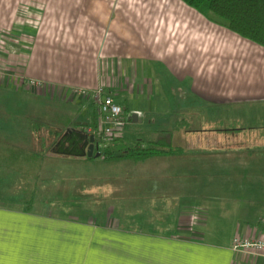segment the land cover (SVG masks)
<instances>
[{"label":"crops","instance_id":"0c3cea01","mask_svg":"<svg viewBox=\"0 0 264 264\" xmlns=\"http://www.w3.org/2000/svg\"><path fill=\"white\" fill-rule=\"evenodd\" d=\"M44 1L28 58L0 48V89L16 77L42 80L61 103L85 102L90 121L92 102L64 92L103 83L141 114L123 131L146 125L144 144L163 139L183 151L133 160L120 176L132 181L118 198L134 201L135 216L158 211L163 223H93L1 197L0 264H264V254L232 248L236 235L264 236V157L247 147H264V125L247 124L244 108L264 101V46L182 0ZM15 34L8 27L0 41Z\"/></svg>","mask_w":264,"mask_h":264},{"label":"rangeland","instance_id":"374dc122","mask_svg":"<svg viewBox=\"0 0 264 264\" xmlns=\"http://www.w3.org/2000/svg\"><path fill=\"white\" fill-rule=\"evenodd\" d=\"M45 6L44 0H0V32L11 27L12 33H16L10 41L3 40L0 48L9 50L17 60H21L22 57L27 59L35 44L37 33L44 26L42 15ZM124 28L126 31L129 26L124 25ZM17 70L21 72L19 67ZM27 90L21 87L0 89V118L9 124L0 128V140L4 139L10 143L0 141V161L3 163V167L0 168V198L25 202L32 195L34 203H31L30 208L33 210H49L54 214L67 213L66 217L81 221L91 220L93 223L103 221L109 225L134 227V224L142 219L151 218L157 223L166 221L167 217L160 214L158 216V211L156 216L149 215L150 218L145 214L135 216L134 201L118 198L125 191V184L123 186L121 184L124 181H132L120 176L133 170L128 166L134 158H117L109 161L103 160L101 156L87 160L46 152L48 155L35 160V164L28 160L29 154H21L20 146L28 148L31 145L32 150H40L38 143L33 142L30 118H50L58 114V118L63 120L71 117L75 123H84L88 122L90 117L85 102L79 103L82 104L80 108L73 107L69 102L63 104L58 101L56 95L44 96L34 89ZM94 108L97 115V107ZM244 108L247 109L245 115L249 119L245 121L247 124L264 125V101H255ZM11 115L16 116L13 117L15 120L13 124ZM145 130L146 125H130L121 133L125 142L131 146ZM39 131L41 135L47 133L44 128ZM255 138L251 137L252 140L258 139ZM249 143L247 147L252 148L255 156L264 157V147L260 148L259 144L254 142ZM116 146L117 150H120L124 144ZM239 193L248 196L246 191ZM168 223L167 227L170 229V219ZM161 232L166 234L169 230L164 227ZM217 236L220 237L219 234Z\"/></svg>","mask_w":264,"mask_h":264},{"label":"trees","instance_id":"16d2710c","mask_svg":"<svg viewBox=\"0 0 264 264\" xmlns=\"http://www.w3.org/2000/svg\"><path fill=\"white\" fill-rule=\"evenodd\" d=\"M191 7L204 14L212 21L230 29L238 35L249 39L261 46H264V0H182ZM93 104V103H92ZM95 105L93 104V110L91 113V119L87 123L88 125L95 127L97 115L95 111ZM50 118L33 119L30 118L29 123L33 133L34 144L38 143L40 150H32L31 145L28 148L24 147L21 150V154H29L28 160L36 164L37 159L46 157L50 152L53 155V149L56 143L65 132L67 128L74 127L75 121L71 117H66L65 120L58 118V114ZM12 117V115L10 116ZM9 117V118H10ZM14 118L16 116H13ZM12 117V118H13ZM11 118V119H12ZM14 118L12 124L14 123ZM8 124L0 118V128ZM9 125V124H8ZM11 126V125H10ZM179 126V125H178ZM177 126V127H178ZM12 128V127H10ZM46 129L47 133L41 135L40 129ZM30 137V136H29ZM122 134L118 136L112 144L107 146L99 157L102 156L103 160H113L117 158H134L133 160H145L150 157L159 155H171L182 153V148L173 145L171 142L159 139L150 143V145L144 144L140 139H137L131 146L125 144L122 141ZM2 143L10 144L7 140ZM124 144L120 150H117L116 145ZM31 144V143H30ZM14 146V145H13ZM16 146V145H15ZM16 148V147H15ZM62 156V155H61ZM86 158L87 160H93L97 157H75ZM32 203V195L29 200L25 202V208L30 209ZM34 203V202H33ZM32 203V204H33Z\"/></svg>","mask_w":264,"mask_h":264},{"label":"built area","instance_id":"2783aa9c","mask_svg":"<svg viewBox=\"0 0 264 264\" xmlns=\"http://www.w3.org/2000/svg\"><path fill=\"white\" fill-rule=\"evenodd\" d=\"M0 41V46H2ZM2 49V48H1ZM15 87L24 86L28 89H34L38 94L44 96H54L57 89L37 79H24L16 77L13 79ZM82 97L92 102L97 107V120L95 127L85 126L82 131L95 136V146L98 151H102L112 144L114 139L121 136V131L131 121L133 115L141 116L139 111H125L123 107L115 101L114 95L103 83L95 88L69 87L64 92V98L73 99ZM260 223L264 225V215L260 218ZM232 248L241 253L252 255L264 254V236L263 237H241L234 236L232 239Z\"/></svg>","mask_w":264,"mask_h":264},{"label":"water","instance_id":"95a60500","mask_svg":"<svg viewBox=\"0 0 264 264\" xmlns=\"http://www.w3.org/2000/svg\"><path fill=\"white\" fill-rule=\"evenodd\" d=\"M53 152L56 155L73 157H99L101 155L95 146V136L75 127L65 130Z\"/></svg>","mask_w":264,"mask_h":264},{"label":"flooded vegetation","instance_id":"af4514ba","mask_svg":"<svg viewBox=\"0 0 264 264\" xmlns=\"http://www.w3.org/2000/svg\"><path fill=\"white\" fill-rule=\"evenodd\" d=\"M76 128V127H75Z\"/></svg>","mask_w":264,"mask_h":264}]
</instances>
